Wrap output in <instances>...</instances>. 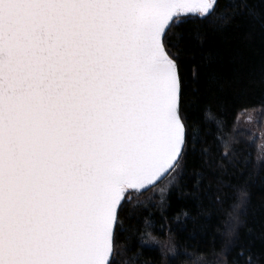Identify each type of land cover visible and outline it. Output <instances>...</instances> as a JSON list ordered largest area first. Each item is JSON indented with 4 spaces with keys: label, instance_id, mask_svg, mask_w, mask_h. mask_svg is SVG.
I'll return each instance as SVG.
<instances>
[{
    "label": "snow or ice",
    "instance_id": "snow-or-ice-1",
    "mask_svg": "<svg viewBox=\"0 0 264 264\" xmlns=\"http://www.w3.org/2000/svg\"><path fill=\"white\" fill-rule=\"evenodd\" d=\"M256 2L0 0V264H116L121 214L155 195L159 230L171 231L167 190H156L165 179L179 189L189 153L208 149L190 132V82L170 37L214 17L264 20ZM247 200L242 191L235 209ZM229 216L223 253L239 239ZM142 219L156 225L151 211ZM146 235L138 247L155 240Z\"/></svg>",
    "mask_w": 264,
    "mask_h": 264
},
{
    "label": "trees",
    "instance_id": "trees-1",
    "mask_svg": "<svg viewBox=\"0 0 264 264\" xmlns=\"http://www.w3.org/2000/svg\"><path fill=\"white\" fill-rule=\"evenodd\" d=\"M253 6L264 17V5L257 0ZM230 8L221 2L217 16H227ZM170 39L179 45L173 51L180 55L190 82L185 97L190 132L199 130L202 143L197 150L206 147L208 153H189L179 189L174 187L167 195L170 232L159 230L158 200L148 210L121 214L123 231L117 237L116 264H169L170 259L175 264H225V259L227 264H264V162L257 164L255 146L234 136L241 112L264 107V20L241 15L219 27L214 17L177 29ZM216 121L223 122L219 131ZM226 142L227 158L223 155ZM242 191L248 193V200L236 210ZM148 211L154 214L155 226L143 222ZM229 213L240 218L239 239L223 253L233 223ZM177 216L183 226L177 223ZM149 231L159 242L169 243L171 256L153 243L138 247ZM240 249L243 255L238 254ZM249 253L251 261L246 260Z\"/></svg>",
    "mask_w": 264,
    "mask_h": 264
},
{
    "label": "rangeland",
    "instance_id": "rangeland-1",
    "mask_svg": "<svg viewBox=\"0 0 264 264\" xmlns=\"http://www.w3.org/2000/svg\"><path fill=\"white\" fill-rule=\"evenodd\" d=\"M234 136L238 139H244L249 144L255 146L256 148V162L261 164L264 162V107H259L251 110H246L241 112L235 122L234 126ZM180 179V177H179ZM175 186L169 184V180L166 179L157 188V192L160 188H165L167 190V195L170 190ZM158 200L160 202V196L155 195L154 201ZM148 243L155 244L156 247H161L166 249L170 247L168 242H159L156 238L154 241H149ZM169 253V254H168ZM171 252L166 251V256H171Z\"/></svg>",
    "mask_w": 264,
    "mask_h": 264
},
{
    "label": "water",
    "instance_id": "water-1",
    "mask_svg": "<svg viewBox=\"0 0 264 264\" xmlns=\"http://www.w3.org/2000/svg\"><path fill=\"white\" fill-rule=\"evenodd\" d=\"M165 180H166V179H165ZM165 180H163V181H165ZM163 181H162V182H163ZM162 182H161V183H162Z\"/></svg>",
    "mask_w": 264,
    "mask_h": 264
},
{
    "label": "bare ground",
    "instance_id": "bare-ground-1",
    "mask_svg": "<svg viewBox=\"0 0 264 264\" xmlns=\"http://www.w3.org/2000/svg\"><path fill=\"white\" fill-rule=\"evenodd\" d=\"M161 184V183H160Z\"/></svg>",
    "mask_w": 264,
    "mask_h": 264
}]
</instances>
